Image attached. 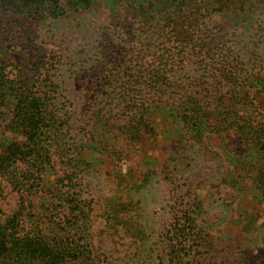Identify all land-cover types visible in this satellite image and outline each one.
<instances>
[{"label": "rangeland", "instance_id": "1", "mask_svg": "<svg viewBox=\"0 0 264 264\" xmlns=\"http://www.w3.org/2000/svg\"><path fill=\"white\" fill-rule=\"evenodd\" d=\"M6 19L0 38H10L13 48L2 61L30 78L47 72L57 86V108L67 115L64 133L82 180L79 199L94 200L90 232L93 247L108 253L104 264H167V232L186 211L199 234V240L191 237L193 249L203 257L215 249L224 264H264V188L253 180L264 174V150L250 139L251 132L264 136V88L258 83L264 80V2L91 0L90 7L67 10L56 20ZM164 49L174 56L168 74L175 85L150 100L156 134L127 141L115 132L88 144L96 112L128 118L118 101L121 86L110 75L128 81L141 71L147 79ZM188 89L218 96L234 89L236 102L225 109L211 99L220 121L208 125L203 118L194 131L182 122L179 105ZM201 103L208 107L207 100ZM9 108L0 107V114ZM14 140L0 134V145ZM49 170L46 199L62 178L59 162ZM46 199L35 202L40 207ZM18 202L19 195L3 187L0 218L13 214ZM107 211L115 228L133 226L130 238L111 228Z\"/></svg>", "mask_w": 264, "mask_h": 264}, {"label": "trees", "instance_id": "2", "mask_svg": "<svg viewBox=\"0 0 264 264\" xmlns=\"http://www.w3.org/2000/svg\"><path fill=\"white\" fill-rule=\"evenodd\" d=\"M90 6L91 0H0V21L5 18L14 23L29 18L56 20L65 16L67 10ZM182 6L185 3H180L179 8ZM10 31L5 32L6 35ZM8 40L10 38H0V107L10 106L7 113L0 114L5 122L0 121V134L15 136L16 140L0 145V197L3 187H10L19 195V202L13 214L0 218V264H82L85 261L104 264L108 253L93 247L90 232L94 200L89 197L79 199L81 194L78 191H83L82 180L72 157V143L67 141L69 133H64L67 115L64 111L61 114L57 108L60 104L55 95L57 86L48 78L47 72L41 73L39 69L37 78H30L22 69L15 73L10 70L2 61L8 59L9 50L13 48L7 44ZM173 61V53L164 49L150 65L147 79L141 71L135 79L128 81L120 75H110V82L114 79L121 86L123 94L118 101L123 104L122 111L128 118L120 121V118L105 117L96 112V119L88 129L87 143H97L115 132L121 133L127 141H141L144 136L156 134L149 117L154 102L150 100L166 95L170 87H174L175 82L170 81L173 74H168L174 68ZM39 76H42L40 80ZM258 83L264 88L263 79ZM147 87L149 89H145ZM151 91L154 93L151 94ZM236 93L232 89L218 96L213 91L207 93L205 89L201 92H190L188 89L179 104L185 112L182 122L189 124L188 127L194 131H197V124L203 118L206 122L210 121V125L218 124L220 118L213 115L217 107L213 102L229 108L228 103L236 102ZM201 98L207 100L208 107L201 103ZM5 117L7 121H4ZM198 133H202L201 129ZM250 139L258 144L260 151L264 150L262 132H251ZM56 162L62 169V178L54 196L46 199L44 177ZM253 180L256 186L262 184L258 188H264V174ZM43 199L47 203H40L38 207L35 201ZM106 213L111 228L115 232L122 230L117 234L122 233L128 238L132 236L133 226L117 222L115 228L110 222L112 214ZM196 227L195 218L189 217L187 211L174 218L166 235L167 264H224L218 261L215 249L214 254L205 252V257L193 249L191 237L195 234L196 240H199V234L196 231L193 233Z\"/></svg>", "mask_w": 264, "mask_h": 264}]
</instances>
